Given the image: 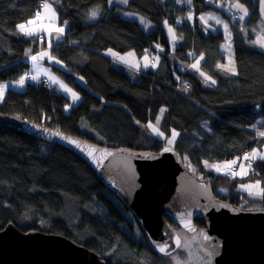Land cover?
<instances>
[{
	"label": "trees",
	"instance_id": "trees-1",
	"mask_svg": "<svg viewBox=\"0 0 264 264\" xmlns=\"http://www.w3.org/2000/svg\"><path fill=\"white\" fill-rule=\"evenodd\" d=\"M239 1L248 9L244 22L236 18L229 0H129L112 5L109 0H54L59 25L62 20L67 25L62 39L48 50L66 70L50 67L79 94L78 102L66 110L70 99L55 86L38 81H26L23 91L7 86L30 69L26 58L38 50L34 39L17 27L34 16L37 0H0V85L5 86L0 112L106 147L158 151L165 146L163 139L143 124L164 108L160 129L166 134L178 131L172 147L211 184L215 196L245 206L247 196L237 188L240 180H259L262 199L258 206L247 207L264 206L263 159H252V170L241 177L204 165L241 156L264 143V136L255 133L264 132V49L250 44L260 20L259 3ZM96 9L98 15L90 18ZM126 10L147 18L152 29L145 31L124 17ZM165 22L181 39L172 43V51ZM108 48L126 54L128 62L143 54H158L159 62L154 68L140 66V72L109 57ZM201 55L200 68L208 81L180 67ZM219 63L234 65L235 73ZM9 223L23 232L67 236L99 254L105 264H168L167 255L151 248L133 214L75 153L0 127V229ZM194 223L197 228L204 225L199 218Z\"/></svg>",
	"mask_w": 264,
	"mask_h": 264
},
{
	"label": "water",
	"instance_id": "water-1",
	"mask_svg": "<svg viewBox=\"0 0 264 264\" xmlns=\"http://www.w3.org/2000/svg\"><path fill=\"white\" fill-rule=\"evenodd\" d=\"M0 127L16 129L75 153L133 214L155 252L169 255L182 241L165 216L187 232L196 230L194 219L199 218L204 223L199 241L210 250L214 264H264V206H241L218 198L211 184L189 168L172 146L165 145L158 151L111 148L2 112ZM157 245H166V252H160ZM0 264L105 262L67 236L23 232L9 223L0 229Z\"/></svg>",
	"mask_w": 264,
	"mask_h": 264
},
{
	"label": "rangeland",
	"instance_id": "rangeland-1",
	"mask_svg": "<svg viewBox=\"0 0 264 264\" xmlns=\"http://www.w3.org/2000/svg\"><path fill=\"white\" fill-rule=\"evenodd\" d=\"M259 3V12H260V20L258 21V23L255 26V33H254V38L253 40L250 42V44L254 47L260 48V49H264V47L261 46L260 43H257V41H264V0H256ZM240 3L243 5V7L245 9H247L246 5L244 3H242L239 0H229L230 3V8L233 11V13H235L237 16L236 18L240 21H245L248 15V9H247V15L244 16V19H240V17L243 14V12L240 9L234 8L232 7L233 4L235 3ZM49 4H51V1L48 2ZM113 3H117V4H124L119 2V0H112L111 3H109L110 5H112ZM122 15L124 17H128L131 18L133 20H136L139 25L145 30V31H150L153 27V23L151 21H149L147 18H145L144 16L134 12V11H123ZM141 17L144 18L145 23L141 22ZM59 28H63V25H58ZM164 26V31L167 35L168 38V42L170 44V49L171 51L173 50L174 45L172 46V43H174V41L176 40L177 42L181 39L180 37L177 35L175 28L173 25L169 24L168 22H165L163 24ZM169 29H171L172 31L170 32ZM62 39L63 37V33H61L60 36ZM175 37V39H174ZM54 40H56L57 38H53ZM51 43V41H50ZM107 50H111L110 52L115 50L108 48ZM105 50V51H107ZM43 52H47L48 55L44 56L42 58L46 59V64L42 65L46 68H48V70L45 72L46 76H41V77H46L49 79V84L52 86L57 87L56 89L61 93H63L65 96H67L70 99V102L67 103L65 105V109L68 110L69 107L72 104H75L78 102L79 100V94L73 89L71 88L64 80H62L56 73H54V71L51 69L50 64H55L58 65L60 68L66 70V67L64 65L63 62H61L60 60H58L57 58L53 57L48 49H45ZM38 52H36V56L40 58L39 54H37ZM155 62L152 64H149L148 62L150 61V57L146 54H143L139 57L138 62L140 66L143 67H153V65H155V67L157 66L158 62H159V55L158 54H154ZM172 59H174V57L172 56ZM203 60V55H201L200 57H196L195 60L189 64H180V67H182L183 65H185L186 68H189L190 70H194L196 72H198L201 77H203V79L205 81L210 80L208 78V76L204 73L203 70H201L200 68V63ZM198 66L196 68H193L192 65L197 64ZM129 63H127L128 65ZM134 66V68L136 67L140 72H142L143 70L137 66V63H130V67ZM136 65V66H135ZM221 65H225V66H232V65H227V64H217V66H221ZM31 66V65H30ZM31 70H40V64H37L36 66L32 64L31 66ZM226 68V67H223ZM32 71V72H34ZM27 70H25L23 73H21L18 78L16 79H11L7 82V86L15 91H23L25 89L26 86V79H25V74H26ZM35 73V72H34ZM37 76H39L37 73H35ZM21 77H24V83L20 84L18 83V81L20 80ZM81 82L83 83V80L81 77H78ZM30 82H35V79H32ZM62 85L66 86L67 89H70L71 91H67L65 87H62ZM207 85V84H205ZM72 93H76L78 96V99L73 100L72 98ZM164 110V108H161L156 116V118L153 121H149L147 122L145 125L143 124V126L145 128H147L151 134L157 136V137H161L163 139V143L166 146H175L176 143V139L178 137V131L175 129H171L170 132L168 134L164 133L161 129H160V122L161 119L163 117L164 111L162 112L161 110ZM159 117V124H157V118ZM149 124L155 125L156 127H158L159 132L163 133V135H158L157 133L153 132L152 128L148 127ZM173 130H175V132L177 133V135L175 136L173 143L169 144V140L173 139L172 137V132ZM253 150L256 151V156L255 158L252 157V153ZM248 154L249 158H252L254 160L256 159H263L264 160V143L259 147V146H255L252 151L250 152H246L244 154H242L241 156H235L233 158H229V159H224L222 161H204V165L206 167H208L211 170H216L214 167H209V165H219V166H223L226 162L228 161H232V160H236L237 163L235 165H233L232 167L236 168V172L239 173L242 169H241V165H243V170H245L247 173L252 170L253 167H251L250 165L247 164L246 159L244 158L245 155ZM248 158V159H249ZM183 159L185 161V163L187 165L188 161L186 159L185 156H183ZM205 162H207V165L205 164ZM221 173H229V172H224V171H220ZM244 176V175H243ZM236 177H241V175H236ZM257 181L259 180H240L239 184H238V189L243 191L245 193V195L247 196V199H245L242 203L245 206H258L260 203V200L262 199V187H261V183L259 181V184L257 185ZM244 186H252V187H244ZM249 200V201H248ZM177 231L179 233V235L182 238L181 244L180 246L171 254L167 255V262L168 264H214L212 256H211V252L209 249H207L206 247H204L201 242L199 241V237H198V230L194 231V232H186L185 230L181 229V228H177Z\"/></svg>",
	"mask_w": 264,
	"mask_h": 264
},
{
	"label": "snow or ice",
	"instance_id": "snow-or-ice-1",
	"mask_svg": "<svg viewBox=\"0 0 264 264\" xmlns=\"http://www.w3.org/2000/svg\"><path fill=\"white\" fill-rule=\"evenodd\" d=\"M111 2H112V0H109V3H111ZM119 2L124 3V4H127L129 2V0H119ZM186 2L189 3V4H191V0H186ZM232 7L237 8V9H240L243 12L244 15H242L240 17V19H244V16L247 15V9H245L242 4H240V3L237 2V3L233 4ZM43 8L45 9V12L47 14L48 19L54 21L56 19V12L52 8L51 4L44 3L43 4ZM98 12H99V9L92 10L91 13H90V18H93L94 19L98 15ZM188 18L191 19V14H189V17ZM41 19H43V17H41V14L39 12H37V14H36V20H29L27 22V25H36L37 24V20H41ZM140 19H141V22L142 23H145L143 17H141ZM200 19L202 21H204L205 23L207 22V19L204 16L200 17ZM212 19H215L217 24L222 23V21H220L219 19H217L215 16H213ZM65 23H67V22H65ZM17 27H18V30L21 33H23L25 35H28V36H32L36 32H38L41 28H44L45 25L39 24L37 27H28L25 24H20ZM224 27H225V30H227V27H228L227 24H225ZM47 30L48 31H51L52 30V25L51 24L47 26ZM55 31L58 34H61V33H63L64 29L63 28H56ZM169 31L171 32L172 30L169 29ZM174 39H175V37H174ZM257 43H260L261 46L264 47V41H257ZM109 51H111V50H109ZM47 55H48L47 52H41L39 54L40 58H42L44 56H47ZM37 58H38L37 56H33L32 57L33 61H36ZM121 59H123V58H121ZM198 63L199 62H197V64L192 65V67L193 68H196L198 66ZM153 67H155V65H153ZM219 67H226L228 71L233 72V73H235V71H236L234 65H232V66L221 65ZM32 78L33 79H36L37 77L34 76ZM18 83L23 84L24 83V77H21L20 80L18 81ZM213 83H215V81H213ZM4 87L5 86L0 85V99L3 98V88ZM62 87H65L66 88V86H64V85H62ZM66 90L67 91H71L70 89H67V88H66ZM72 98H73V100L78 99L77 94L76 93H72ZM161 111L163 112L164 110L162 109ZM157 124H159V117L157 118ZM148 127L152 128L153 132L157 133L158 135H161V136L163 135V133L159 132L158 127H156L155 125L149 124ZM258 134L260 136H264V132H259ZM57 135H59V133H57ZM176 135H177V133L175 132V130H173V132H172L173 139H170L169 140V144L173 143V140H174V138H175ZM64 139H68L69 142L72 143V144H77V141L71 140L70 138L65 137ZM168 150H170V149H165V151H168ZM256 154H257L256 151L253 150L252 157L255 158ZM89 155H92V151L89 152ZM244 158L247 160L249 158L248 157V154H246ZM236 163H237L236 160H232V161L226 162L223 166H219V165H209V167H214L218 172L219 171L229 172L232 176H236V175H241V176L247 175V172L245 170H243V165L240 166L242 170L239 173L231 171L232 166L235 165ZM205 164L207 165V162H205ZM258 184H259V181H257V185ZM244 187H249L250 188L252 186H244ZM179 243H180L179 242V239H177V244L179 245ZM157 247H158V249H159L160 252H166V247H167L166 245H157Z\"/></svg>",
	"mask_w": 264,
	"mask_h": 264
},
{
	"label": "crops",
	"instance_id": "crops-1",
	"mask_svg": "<svg viewBox=\"0 0 264 264\" xmlns=\"http://www.w3.org/2000/svg\"><path fill=\"white\" fill-rule=\"evenodd\" d=\"M51 6H52V8L55 10V12H56V19L54 20V21H52V20H50V19H48V17H47V14H46V12H45V9L43 8V9H41V11L39 12L40 14H41V17H43V19H41V20H37V24L36 25H27V22L29 21V20H36V14H35V16L34 17H32V18H29L28 20H26V21H24V22H21V23H19L18 25H20V24H25L26 26H28V27H37L39 24H43V25H45V27L44 28H41L38 32H36L34 35H36L37 33H41V34H43V36H45V39H44V41L42 42V44H37V46H38V50L36 51V52H38L37 54H39V53H41V52H43L45 49H48V48H50L51 47V45L50 44H48V41H50V39H53V38H57L56 40H60V36H61V34H58L56 31H55V29L56 28H59V24H58V13H57V10H56V6L51 2ZM52 25V30L51 31H48L47 30V26L48 25ZM34 35H32V36H34ZM35 52V53H36ZM35 53H31L27 58H26V60H27V63H28V66L30 67V69L29 70H31V66H32V64L33 65H37V64H40V70H31V71H34L35 73H37L39 76H37L34 72H33V77L35 76V77H37L36 79H35V81H38V79L39 78H44L47 82H48V85H50L49 84V79L48 78H46V77H41V76H46L45 75V72L48 70V68H46V67H44L43 65H42V63L43 64H45V65H47L46 63H45V59L44 58H41V59H39V58H37V60L36 61H33V59H32V57L33 56H36V54ZM109 57H111V58H113L115 61H117V62H122V64L124 63V64H127V63H129L128 65L130 66V63H132V62H128V61H126L127 60V56H126V54H118L116 51H115V53H114V51H112V52H110L109 50H107L106 52H105ZM121 58H123V59H121ZM134 63H137V66L138 67H140V65H139V62H138V59L134 62ZM31 65V66H30ZM132 66V65H131ZM136 66V65H135ZM134 67V66H133Z\"/></svg>",
	"mask_w": 264,
	"mask_h": 264
},
{
	"label": "bare ground",
	"instance_id": "bare-ground-1",
	"mask_svg": "<svg viewBox=\"0 0 264 264\" xmlns=\"http://www.w3.org/2000/svg\"><path fill=\"white\" fill-rule=\"evenodd\" d=\"M49 1H51L54 5H55V3H54V0H37V4H36V6H35V8H34V12H35V14H37V12H40L41 11V9H43V4L44 3H48ZM35 14H34V16H35ZM33 16V17H34ZM32 18V17H31ZM28 20V19H27ZM63 21V20H62ZM59 24V23H58ZM33 39H34V42H35V44H42V42L44 41V39H45V36H43V34H41L40 32L39 33H37L36 35H34V36H31ZM50 41H51V43H50ZM50 41H48V44H50L51 46L53 45V43L54 42H56V40H54V39H50Z\"/></svg>",
	"mask_w": 264,
	"mask_h": 264
},
{
	"label": "built area",
	"instance_id": "built-area-1",
	"mask_svg": "<svg viewBox=\"0 0 264 264\" xmlns=\"http://www.w3.org/2000/svg\"><path fill=\"white\" fill-rule=\"evenodd\" d=\"M65 22H67V20H63L62 21V24L63 25H67V23H65ZM33 72L31 71V70H28L27 72H26V74H25V79L28 81V80H32L33 78ZM38 82H41L44 86H48V82L44 79V78H39V80H38ZM182 85L187 89V88H189V84H188V82L187 81H183L182 82ZM258 107V106H257ZM260 131H256L255 133L257 134V135H259L258 133H259ZM252 159H248L247 160V164L248 165H251L252 164ZM231 171H233V172H236V168H232L231 169Z\"/></svg>",
	"mask_w": 264,
	"mask_h": 264
},
{
	"label": "flooded vegetation",
	"instance_id": "flooded-vegetation-1",
	"mask_svg": "<svg viewBox=\"0 0 264 264\" xmlns=\"http://www.w3.org/2000/svg\"><path fill=\"white\" fill-rule=\"evenodd\" d=\"M165 217H167V216H165ZM169 218V217H168ZM166 219V218H165ZM169 219H171V218H169ZM172 220V219H171ZM173 221V220H172ZM174 222V221H173ZM168 223H169V221H168ZM175 223V222H174ZM170 224V223H169ZM176 224V223H175ZM171 225V224H170ZM175 230H177V228H180L177 224H176V226H174V225H171ZM201 228V227H200ZM200 228H196V230H198V231H200ZM182 229V228H181ZM195 230V231H196ZM194 232V231H193ZM198 237H199V232H198Z\"/></svg>",
	"mask_w": 264,
	"mask_h": 264
},
{
	"label": "clouds",
	"instance_id": "clouds-1",
	"mask_svg": "<svg viewBox=\"0 0 264 264\" xmlns=\"http://www.w3.org/2000/svg\"><path fill=\"white\" fill-rule=\"evenodd\" d=\"M155 62V59L154 58H150V61L148 62L149 64H152ZM28 71V70H27ZM28 81H31V80H28ZM251 166V165H250ZM202 178V177H201ZM195 220V219H194ZM197 228V227H196ZM177 231V230H176ZM178 232V231H177ZM187 232V231H186Z\"/></svg>",
	"mask_w": 264,
	"mask_h": 264
}]
</instances>
